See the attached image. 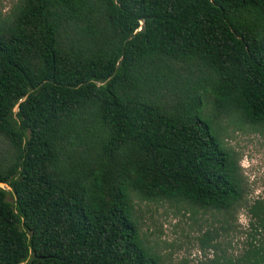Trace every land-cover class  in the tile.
Segmentation results:
<instances>
[{"label": "trees", "instance_id": "1", "mask_svg": "<svg viewBox=\"0 0 264 264\" xmlns=\"http://www.w3.org/2000/svg\"><path fill=\"white\" fill-rule=\"evenodd\" d=\"M4 3L0 264H163L136 201L244 209L235 264H264V202L227 141L264 139V0Z\"/></svg>", "mask_w": 264, "mask_h": 264}, {"label": "rangeland", "instance_id": "2", "mask_svg": "<svg viewBox=\"0 0 264 264\" xmlns=\"http://www.w3.org/2000/svg\"><path fill=\"white\" fill-rule=\"evenodd\" d=\"M4 5L8 8L10 0ZM228 132V143L241 155L247 202H264V139L250 131ZM136 214L140 232L163 264H208L216 257L235 264L249 248L248 236L253 232L244 209L228 223L224 214L166 201H136Z\"/></svg>", "mask_w": 264, "mask_h": 264}, {"label": "water", "instance_id": "3", "mask_svg": "<svg viewBox=\"0 0 264 264\" xmlns=\"http://www.w3.org/2000/svg\"><path fill=\"white\" fill-rule=\"evenodd\" d=\"M0 187L1 188H4V187H7V185H5V184H0ZM8 189H10L9 187H7Z\"/></svg>", "mask_w": 264, "mask_h": 264}]
</instances>
